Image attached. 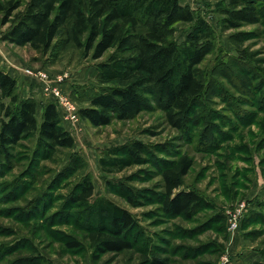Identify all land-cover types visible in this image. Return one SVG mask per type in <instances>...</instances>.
<instances>
[{
    "label": "rangeland",
    "instance_id": "rangeland-1",
    "mask_svg": "<svg viewBox=\"0 0 264 264\" xmlns=\"http://www.w3.org/2000/svg\"><path fill=\"white\" fill-rule=\"evenodd\" d=\"M221 1L229 0H198L194 5L195 15L208 21L214 35L199 66V74L209 82L208 92L185 130L175 128L156 98L148 96L140 114L107 126L62 119L75 146L52 160L38 151L35 137L13 149L11 162L0 156V264H141L155 248L170 264L264 262V15L258 24L223 31ZM2 20L0 16V61L9 71L16 70L19 94L26 95V70L50 80L62 78L57 87L79 114L97 90L98 62L86 58L71 41V23L45 53L7 40L13 23ZM190 29L177 25L174 39L182 42ZM37 82L38 90L29 92L36 99L44 83ZM134 140L149 146L150 162L105 175L99 163L103 153ZM76 154L84 159L83 169L59 176L50 186ZM183 156L193 161L183 189L196 191L204 203L192 218H168L155 196L162 192L160 170L165 162ZM82 174L93 180L94 198L105 197L138 217L145 233L134 248L94 258L80 208L69 202ZM240 208V227L231 232L225 213ZM75 242L78 246L71 248Z\"/></svg>",
    "mask_w": 264,
    "mask_h": 264
},
{
    "label": "trees",
    "instance_id": "trees-1",
    "mask_svg": "<svg viewBox=\"0 0 264 264\" xmlns=\"http://www.w3.org/2000/svg\"><path fill=\"white\" fill-rule=\"evenodd\" d=\"M260 2L264 0L218 3L223 14L221 29L260 23L264 15ZM0 16L3 24L13 23L7 40L45 53L52 50L61 29L71 23V41L86 58L98 62L97 90L88 97L89 104L79 109L80 118L93 127L131 119L147 108L148 96H152L168 121L183 131L208 92L209 82L199 74V66L208 55L213 30L180 0H0ZM181 24L191 29L177 42L174 35ZM38 108L35 97L21 96L17 80L0 71V156L4 161L11 162L13 149L30 137L36 138L38 151L51 160L60 151L74 148L75 139L64 127L57 104L47 101L40 115ZM151 153L148 145L134 140L109 148L99 163L105 175H114L148 164ZM164 164L162 192L155 194L163 215L192 218L204 203L196 191L183 189L192 159L183 156ZM83 165L84 159L76 154L49 185L66 173L77 174ZM94 193L93 180L82 174L69 195L71 206L80 208L94 258L134 248L145 233L138 217L105 197L94 198ZM129 202L135 206L133 200ZM218 218L223 220L222 215ZM141 264H170V259L155 248Z\"/></svg>",
    "mask_w": 264,
    "mask_h": 264
},
{
    "label": "built area",
    "instance_id": "built-area-1",
    "mask_svg": "<svg viewBox=\"0 0 264 264\" xmlns=\"http://www.w3.org/2000/svg\"><path fill=\"white\" fill-rule=\"evenodd\" d=\"M25 75L34 79L36 81L44 82L41 86L44 97L47 99L54 101L57 104L59 111L61 112V117L64 121L70 123H76L80 120L78 110L71 103V101L64 95V93L58 89L57 85L62 78H59L57 81L47 79V75L45 74H36L32 70H26ZM242 210L239 209V212H232L228 210L225 213V217L228 219V227L232 232L237 231L240 227V220L242 218Z\"/></svg>",
    "mask_w": 264,
    "mask_h": 264
},
{
    "label": "crops",
    "instance_id": "crops-1",
    "mask_svg": "<svg viewBox=\"0 0 264 264\" xmlns=\"http://www.w3.org/2000/svg\"><path fill=\"white\" fill-rule=\"evenodd\" d=\"M196 1H198V0H180V3L182 4V5H189V6H193L192 8L193 9H195L194 8V5H195V2ZM11 64V63H10ZM6 65V66H5ZM0 71H4V72H7V73H9L13 78H15L16 80H18L17 79V77H15L16 75H14V74H17V72H16V70H11V71H9V67L7 66V64H5V62L3 61V60H1L0 61ZM23 80H24V82H25V84H24V86H23V90H24V92H25V97H28L29 96V92H30V90L32 91V92H34V91H36V90H38L36 87H37V85H36V83L38 84V82L36 81V80H34V79H31L30 77H28V76H26V75H24L23 76ZM29 85H31L32 87H33V89H31L30 88V86ZM39 90H40V88H39ZM30 97V96H29ZM39 99V100H38ZM38 99H37V101H38V104H39V107H41V111H42V109H43V105L47 102V101H49V99H47L46 97H44L43 96V94L42 93H38ZM61 113V112H60ZM66 124V123H65ZM68 124V123H67Z\"/></svg>",
    "mask_w": 264,
    "mask_h": 264
}]
</instances>
